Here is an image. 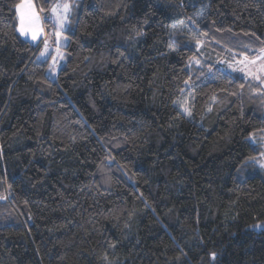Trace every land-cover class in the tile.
I'll return each mask as SVG.
<instances>
[{
    "label": "trees",
    "instance_id": "1",
    "mask_svg": "<svg viewBox=\"0 0 264 264\" xmlns=\"http://www.w3.org/2000/svg\"><path fill=\"white\" fill-rule=\"evenodd\" d=\"M22 1L0 0V264H264L263 90L192 64L264 49V0H81L54 81Z\"/></svg>",
    "mask_w": 264,
    "mask_h": 264
},
{
    "label": "rangeland",
    "instance_id": "2",
    "mask_svg": "<svg viewBox=\"0 0 264 264\" xmlns=\"http://www.w3.org/2000/svg\"><path fill=\"white\" fill-rule=\"evenodd\" d=\"M81 0H57L46 13L39 10L35 0H23L15 10L16 30L20 37L37 47V62L46 63V75L55 80L65 63L64 47L68 43L67 33L73 28L78 17ZM190 26V25H189ZM176 29L188 30L185 23ZM200 50L202 46H199ZM217 48L202 50L192 62L194 65H207L219 68L257 83L264 94V49L254 55L230 56L226 52L216 53ZM264 181V176H261ZM249 230L264 232V222L254 224Z\"/></svg>",
    "mask_w": 264,
    "mask_h": 264
}]
</instances>
